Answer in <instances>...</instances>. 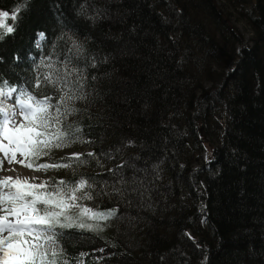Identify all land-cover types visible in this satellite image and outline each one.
<instances>
[{"label": "trees", "instance_id": "trees-1", "mask_svg": "<svg viewBox=\"0 0 264 264\" xmlns=\"http://www.w3.org/2000/svg\"><path fill=\"white\" fill-rule=\"evenodd\" d=\"M8 23L0 81L59 69L77 97L63 126L80 130V159L54 148L35 163L71 164L53 181L83 178L95 211H115L87 221L96 231L58 229L60 260L264 264V0H26ZM62 88L34 87L53 102Z\"/></svg>", "mask_w": 264, "mask_h": 264}, {"label": "snow or ice", "instance_id": "snow-or-ice-1", "mask_svg": "<svg viewBox=\"0 0 264 264\" xmlns=\"http://www.w3.org/2000/svg\"><path fill=\"white\" fill-rule=\"evenodd\" d=\"M26 6L22 4L12 10L0 11V40L14 32L18 14ZM43 39V33L40 34ZM43 63V61L41 62ZM51 70L52 64L47 65ZM48 74L37 78L35 88L45 82L57 86L63 81L62 94L56 102L50 96L40 97L26 89H18L7 81H0V170L4 161L15 162L35 171H47L71 164H36L43 156H48L54 148L68 147L75 142V132L66 130L63 119L70 111L67 105L76 99L71 91L72 85L66 76ZM14 97L13 104L5 103V98ZM62 107L64 111H62ZM17 154L26 158L17 159ZM82 154L73 153L67 159L79 160ZM89 155H92L89 153ZM14 171V169H9ZM36 178L0 177V264H67L60 260L63 249L58 229L79 228L96 231L99 225L88 220H106L115 211H93L81 203L91 200L92 194L86 189L92 187L85 179L69 184L65 180L41 181ZM75 210V211H73ZM83 255V254H82Z\"/></svg>", "mask_w": 264, "mask_h": 264}, {"label": "rangeland", "instance_id": "rangeland-1", "mask_svg": "<svg viewBox=\"0 0 264 264\" xmlns=\"http://www.w3.org/2000/svg\"><path fill=\"white\" fill-rule=\"evenodd\" d=\"M100 12L98 13V16L99 17L101 16V13ZM105 12H106V16H102V18L103 19H109L110 17H108L107 10H105ZM244 24H243V22H238L237 23V26L240 29V31L245 34L246 38H249L250 37V33H251L250 32V29L246 25H244ZM250 44L251 43L249 42V45ZM61 70H63V69L61 68ZM51 71H53L55 73V75H54L55 77L58 76L59 75V72H60L59 69H52ZM5 102H7L6 99H5ZM81 151H82L81 149H77L75 147H63V148L57 150V153L59 155H61V156H65V157L68 158L73 153H79L80 154ZM87 152H90V150H87ZM0 156L2 157V155H0ZM203 156H205V155L203 154ZM20 159H24L25 160V163L29 162L24 157H21L20 156L18 158V160H20ZM45 163H47V164H53V163H51L49 161H45L43 159H41L36 164H45ZM9 169H14V171H9ZM50 172H51V169H48L47 171H44V170L35 171L34 170V167L33 168L25 167L23 164H18V163H15V162L9 164L7 162V160H5L4 161V164H3V170H0V177L9 176V175L15 177V176L19 175L21 177H28L30 180H31L32 177H35L36 178V181L35 182L36 183H39L41 181H53L54 173L53 174H50ZM96 172H99V171H96ZM93 185L95 187V180H94V178H93ZM90 190L91 189H89V192H90ZM91 194H92V199L91 200H84L81 203L87 205L88 207H90L91 209H93V211H95L94 207L98 205L99 201L97 199L94 200V197H93L94 196V193H91ZM73 211H75V210H73ZM128 216L130 217L131 220H135L134 217L131 214H128ZM147 218H148V216H147ZM148 224L150 226V223H148ZM63 260L65 261L64 258H63Z\"/></svg>", "mask_w": 264, "mask_h": 264}, {"label": "water", "instance_id": "water-1", "mask_svg": "<svg viewBox=\"0 0 264 264\" xmlns=\"http://www.w3.org/2000/svg\"><path fill=\"white\" fill-rule=\"evenodd\" d=\"M188 232H189L190 234H192V235H193V233H192L191 229H188Z\"/></svg>", "mask_w": 264, "mask_h": 264}, {"label": "bare ground", "instance_id": "bare-ground-1", "mask_svg": "<svg viewBox=\"0 0 264 264\" xmlns=\"http://www.w3.org/2000/svg\"><path fill=\"white\" fill-rule=\"evenodd\" d=\"M5 103L9 104L8 102H5Z\"/></svg>", "mask_w": 264, "mask_h": 264}]
</instances>
